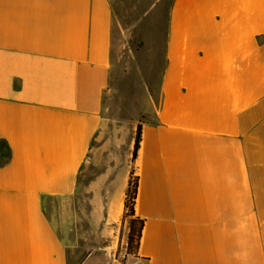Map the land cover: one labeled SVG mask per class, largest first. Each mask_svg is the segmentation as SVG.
Returning <instances> with one entry per match:
<instances>
[{"label":"crops","instance_id":"obj_1","mask_svg":"<svg viewBox=\"0 0 264 264\" xmlns=\"http://www.w3.org/2000/svg\"><path fill=\"white\" fill-rule=\"evenodd\" d=\"M116 2L0 0V264L107 249L131 178L143 228L126 264H264V0H170L124 161L107 117Z\"/></svg>","mask_w":264,"mask_h":264},{"label":"rangeland","instance_id":"obj_2","mask_svg":"<svg viewBox=\"0 0 264 264\" xmlns=\"http://www.w3.org/2000/svg\"><path fill=\"white\" fill-rule=\"evenodd\" d=\"M169 4L170 0H117L115 4L117 46L107 117L116 127L114 139L121 161L128 158L129 142L135 133L133 125L138 120L145 121L153 112L150 99L155 86L160 84L164 64L163 40ZM129 223L130 219L124 216L118 239L110 237L101 244L113 253L109 264H117L114 260L123 254L127 260L133 251L134 246L129 248L127 243Z\"/></svg>","mask_w":264,"mask_h":264},{"label":"trees","instance_id":"obj_3","mask_svg":"<svg viewBox=\"0 0 264 264\" xmlns=\"http://www.w3.org/2000/svg\"><path fill=\"white\" fill-rule=\"evenodd\" d=\"M141 141V125L138 124L136 127L135 137H134V145L132 151L133 159L136 158L137 152L140 146ZM137 194V180L129 181L126 194H125V217L130 219L129 223V233L127 237V243L129 248L134 246L132 249H136L137 244L141 238L142 228H143V221L135 218V200ZM133 251H130L129 254H132Z\"/></svg>","mask_w":264,"mask_h":264},{"label":"water","instance_id":"obj_4","mask_svg":"<svg viewBox=\"0 0 264 264\" xmlns=\"http://www.w3.org/2000/svg\"><path fill=\"white\" fill-rule=\"evenodd\" d=\"M109 249H94L81 264H109Z\"/></svg>","mask_w":264,"mask_h":264},{"label":"built area","instance_id":"obj_5","mask_svg":"<svg viewBox=\"0 0 264 264\" xmlns=\"http://www.w3.org/2000/svg\"><path fill=\"white\" fill-rule=\"evenodd\" d=\"M126 257V254H123L119 257V259H115L114 262L117 264H124Z\"/></svg>","mask_w":264,"mask_h":264}]
</instances>
